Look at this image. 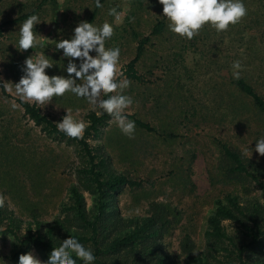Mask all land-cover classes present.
<instances>
[{
	"label": "rangeland",
	"instance_id": "rangeland-1",
	"mask_svg": "<svg viewBox=\"0 0 264 264\" xmlns=\"http://www.w3.org/2000/svg\"><path fill=\"white\" fill-rule=\"evenodd\" d=\"M42 1L0 0V24L32 12ZM100 2L102 8L97 9L96 0H48L36 14L41 22L34 28L40 41L35 49L17 48L19 30L26 19L2 27L0 197L5 204L0 220V264H19L14 254L20 248L9 229L14 227L12 219L20 224L18 235L25 238L30 225L36 230L39 222L45 231L56 218H69L65 228L54 230L60 247L63 241L72 236L78 239L77 235L83 232L78 221L72 219L73 210L66 211L74 204L72 189L77 188L83 195L88 215L95 212L98 192H92L95 186L91 177L81 172L90 167L83 146L78 141H69L68 137L61 140L50 136L30 119L15 94L14 85L24 75V61L31 56H46L53 67L68 64L71 58L64 57L63 50H57L55 45L61 39H70L82 21L97 28L105 23L113 27L114 35L106 41L105 48H120L121 79L131 81L124 94L131 96L134 102L126 109V114H135L155 128L154 132L135 130L134 138L130 139L118 127L110 128L116 124L111 119L98 138L88 139L92 153L98 155L95 163L105 153L109 156L110 172L124 174L139 183L125 185L108 197L109 212L119 211L115 221L121 217L149 216L153 202L167 205L165 209H170L167 218L172 220V228L161 243L163 251L175 264L186 263L181 244L187 234L194 242L196 254L208 251L205 233L209 219L217 201L227 204L226 196L230 193L239 197L246 219L239 216L245 222L251 225L253 219H258L264 224V188L260 184L264 182V156L255 151L256 140L264 138V114L249 96L240 93L230 82L232 63L239 60L240 77H247L264 97V23L261 26L252 22L254 12H264V0H245L247 16L224 32H217L206 24V30L191 40L171 32L168 26L164 33L152 35L136 64L141 81L129 79L125 72L137 54L140 38L151 35L157 20L167 19L163 16V5L159 0ZM112 9L116 10L119 20L108 14ZM134 30L141 33L140 38H134ZM49 69H46L48 75H57ZM58 75L68 74L63 71ZM5 86L12 89L11 93ZM13 102L18 105L16 109L11 107ZM37 105L55 124L62 121L67 110L74 120L85 126L89 124L91 111L101 114L99 108L94 109L71 92L53 97L47 105ZM225 145L241 155L258 180L245 173H227L233 164L224 153ZM100 169L104 171L107 167ZM116 216L112 214L111 218ZM221 224L239 245L250 240L238 221L223 219ZM122 229L121 224L104 229L103 238L111 242ZM81 243L93 250L91 243ZM211 247L210 260L214 264H229L230 260L236 264V252L227 240ZM260 248L250 253L251 262L258 261L254 257L264 258ZM229 249L234 253L227 251ZM134 251L139 255L143 253L141 258L146 259V264L155 262L153 255L144 253L143 248ZM29 252L41 264H47L50 259L35 247H26L23 254ZM120 264L127 263L120 261Z\"/></svg>",
	"mask_w": 264,
	"mask_h": 264
},
{
	"label": "trees",
	"instance_id": "trees-1",
	"mask_svg": "<svg viewBox=\"0 0 264 264\" xmlns=\"http://www.w3.org/2000/svg\"><path fill=\"white\" fill-rule=\"evenodd\" d=\"M47 1L48 0H43L32 12L24 14L14 20H8L4 24H0V35L2 34V27L4 25L21 21L27 19L33 14H37L40 10V7H42ZM257 12L258 11L254 12L252 15V22L262 26L264 23V12L262 11V13L259 14ZM167 26V19L157 20L151 35L144 38H140V32L135 30L133 31L134 38H140V40L138 41L139 44L137 48V54L135 58L128 63V69L125 72L129 79H133L134 81L142 80V76L138 74L136 64L144 55L146 44H148V42L151 40V36L164 33ZM203 30H206V28L203 27L200 32L202 33ZM206 35L208 37V34ZM230 82L234 85V87L239 89L240 93H244L246 96H249L255 103L258 110L264 114V97L257 92L256 88L247 77H240L238 80L231 78ZM21 104L25 108V114L28 115L30 119L34 120L37 125H41L47 134L53 137H58L61 140L67 138L63 132L58 130L57 124H55L48 115L42 113L40 107L36 103L21 102ZM128 117L134 119L138 126L145 128L150 132L155 131L154 127L145 123L135 115L128 114ZM111 119L112 118L109 115L103 113L102 111L101 114H98L97 111H91L88 114L89 124L86 126L83 139L69 140L78 141V143L83 146V149L89 156L87 163L90 164V167H86V169L81 170V172L85 174L87 173L88 177H91L92 185L94 184L95 186L92 188V192H98L97 204L94 210L95 212L92 216H89L85 208L83 195L77 188L72 189L74 204L69 208H66V211L73 210L72 219L77 220L79 226L83 230L80 236L77 235L78 240L80 242L92 244L93 252L96 256L95 264H120V261H125L127 264H146V259L141 258L143 253L139 255L138 251H134L138 248H143L144 253L148 252L153 255L152 259L155 261L154 263L152 262L153 264H175L170 256L165 254L161 243V240L164 239L165 235L172 228V220L167 218V211L170 209H165V206L167 205L164 203L153 202L151 206L152 214L143 218L134 217L130 219H124L121 217L115 221V218L118 217L119 211L115 210L112 213L109 212L111 204L108 200V197H111L112 194L123 189L125 185H139L138 182L131 180L124 174L110 172L108 167L109 156L106 157L105 153L101 156L102 158L100 161L95 163L98 155L92 153L93 149L91 148L88 139L91 137L98 138L100 136L101 130L108 125ZM223 150L227 158L233 164L229 167L227 173H245L246 175L252 176L254 179H259V177L255 176V174L249 170L248 166L245 165L241 155L238 152H234L227 145L223 146ZM106 167L107 169L104 171L100 169ZM98 168L99 170H97ZM260 184L264 188V182H260ZM238 199L239 197L237 195L230 193L226 196L227 204L221 200L217 201L216 210L209 219V228L205 233L208 251H205L202 254H196L194 242L191 239V236L189 234L185 235L181 244L182 252L186 256L185 264H214L210 260L212 257L209 254V250L212 248V245L220 244L223 242V240H227L229 245L234 248L236 252V264H264V258L261 259L254 257L258 260L257 262H251L250 260V258H252L250 257V253L253 252L258 246L261 247V253L264 254V224H262L258 219H253L251 225L245 222L241 218L244 217V219H246L245 210L244 207L239 204ZM2 214L3 210L0 208V220L2 219ZM112 214H117V216L111 218ZM239 215H241V217ZM34 216H36V214H34ZM68 219L69 218L62 220L56 218L53 224L45 231H43L39 222L36 230H33V227L30 225L27 229V234H25V238L18 235L17 230L20 229V224L17 220L12 219L11 223L14 225V227H10L9 229L17 240L18 246L20 248L19 251L14 254V259L19 261V257L24 253V249L29 246L35 247L39 251L50 256V253L53 250L59 248L54 230L57 229V227L65 228V224ZM223 219H233L241 223L245 230L244 233L251 237L250 240L239 245L235 239L230 237L224 230V227L221 224ZM105 223L111 224L106 226ZM120 224L123 227L121 234L116 235L115 238L111 240V242L105 241V238H103L104 236L102 234L103 230L115 228ZM227 251H230L231 253L232 250L229 249ZM111 256H114V258ZM105 257H107L108 260ZM76 264H83V261L77 259ZM229 264H233V260H230Z\"/></svg>",
	"mask_w": 264,
	"mask_h": 264
},
{
	"label": "clouds",
	"instance_id": "clouds-1",
	"mask_svg": "<svg viewBox=\"0 0 264 264\" xmlns=\"http://www.w3.org/2000/svg\"><path fill=\"white\" fill-rule=\"evenodd\" d=\"M159 3L163 5V16L170 21L169 30L189 40L198 35L206 24L213 26L217 32H224L248 14L245 0H159ZM96 8H102L100 0H96ZM108 14L116 20L120 18L115 9ZM40 22L36 14L23 22L17 48H36L40 41L34 28ZM113 35L114 29L108 23L97 28L87 21L80 22L70 39H61L55 45L57 50H63L64 57L71 58L66 67L68 75H48L46 69L54 64L46 56L34 55L35 59L31 56L24 61V75L14 84L15 94L21 102L35 101L47 105L53 97H62L66 92H71L77 99H84L94 109L99 108L109 115L124 135L134 138L136 124L126 114V109L134 101L124 94L131 81L120 78V48H105L106 41L111 40ZM232 69L233 78L240 79L242 64L239 60L232 63ZM5 87L11 93L12 89ZM11 107L16 109L18 105L13 102ZM57 127L74 140L83 139L86 130L85 124L74 120L68 110L62 121L57 122ZM256 141L255 151L264 156V138ZM244 154L247 155V152ZM4 204V198L0 197V208ZM77 259L83 264H95L96 256L91 248L72 236L50 253L47 264H76ZM19 264H41V261L29 252L20 255Z\"/></svg>",
	"mask_w": 264,
	"mask_h": 264
},
{
	"label": "crops",
	"instance_id": "crops-1",
	"mask_svg": "<svg viewBox=\"0 0 264 264\" xmlns=\"http://www.w3.org/2000/svg\"><path fill=\"white\" fill-rule=\"evenodd\" d=\"M66 67H67V64H65V65H63V66H61V67H59V65H57V66H54V67H51L49 70L50 71H52V72H55L57 75H58V73L59 72H63V71H65L66 72ZM129 115H135V114H129ZM136 117H138L137 115H135ZM139 118V117H138ZM128 119L129 120H133L134 121V119H132V118H129L128 117ZM140 119V118H139ZM142 120V119H141ZM143 121V120H142ZM136 124V123H135ZM118 126L116 125V124H113L110 128L111 129H113V128H117ZM137 130H140V131H148L147 129H145V128H142V127H140V126H138L137 124H136V131ZM111 131H114V130H111ZM148 132H150V131H148ZM143 148H145V147H143ZM147 148V147H146ZM145 148V149H146Z\"/></svg>",
	"mask_w": 264,
	"mask_h": 264
}]
</instances>
